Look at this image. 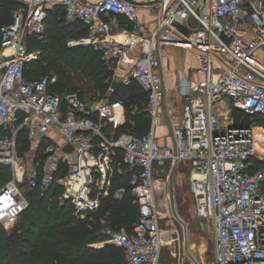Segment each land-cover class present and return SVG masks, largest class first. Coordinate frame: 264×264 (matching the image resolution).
I'll return each mask as SVG.
<instances>
[{
  "label": "built area",
  "instance_id": "2783aa9c",
  "mask_svg": "<svg viewBox=\"0 0 264 264\" xmlns=\"http://www.w3.org/2000/svg\"><path fill=\"white\" fill-rule=\"evenodd\" d=\"M17 3L12 21L0 27V166L10 169L0 186V226L14 227L28 207L27 190L42 195L54 186L61 189L59 200L71 205L75 221H94L114 176L126 174L138 220L131 229L116 227L105 213L96 221L100 240L89 247L121 248L125 264H159L157 207L168 202L169 175L153 174L187 162L194 216L208 223L210 264H264V170L255 168L264 160V132L245 121L255 116L264 121V63L257 56L264 48V0H170L163 11L157 7L150 31L138 23V7L125 0ZM55 7L62 8L67 22L87 28L66 45L92 46L112 71L138 48L122 84L135 81L146 94L150 125L144 135L117 133L126 123L124 100L88 102L75 92H50L56 82L51 73L25 79L26 67L41 56L40 50L28 49L27 39L42 37L47 11ZM114 33L129 40L118 42ZM165 46L192 52L202 79L180 82L182 117L171 126V143L161 145L156 127ZM20 134L28 143L22 154ZM125 193L117 187L113 197Z\"/></svg>",
  "mask_w": 264,
  "mask_h": 264
},
{
  "label": "trees",
  "instance_id": "16d2710c",
  "mask_svg": "<svg viewBox=\"0 0 264 264\" xmlns=\"http://www.w3.org/2000/svg\"><path fill=\"white\" fill-rule=\"evenodd\" d=\"M17 7V0H0V27L12 21V13ZM86 31L87 28L79 21L67 22L61 7L49 9L42 37L27 39L28 49L40 50L41 56L38 62L26 67L25 79L36 80L51 73L56 76V82L49 86L50 92H75L81 100L88 102L101 98L112 102L124 100L128 120L117 133L131 127L136 128L132 132L138 136L144 135L149 129L150 116L146 111L147 97L140 86L135 81L132 87L131 84L118 83L108 95L113 72L105 66L100 53L92 46L66 45L68 40L82 37ZM38 69L45 73L38 75ZM128 106L131 107L129 114ZM234 116L238 118L239 113L234 112ZM245 121L264 122L260 116L251 120L246 118ZM17 144L18 152L22 154L28 147L23 134H20ZM255 168L264 170V160L257 161ZM9 176L10 169L0 166V186ZM117 187L126 189L121 198L113 197ZM130 189L128 175L116 174L110 195L103 199L94 221L87 222L72 218V207L59 200L61 189L57 186L42 195L36 189L27 190L28 207L20 214L10 233L3 237L0 232V264H122L123 249L111 245L97 249L89 245L99 242L96 221L105 213L109 212L116 227L131 229L138 220L139 207Z\"/></svg>",
  "mask_w": 264,
  "mask_h": 264
},
{
  "label": "rangeland",
  "instance_id": "374dc122",
  "mask_svg": "<svg viewBox=\"0 0 264 264\" xmlns=\"http://www.w3.org/2000/svg\"><path fill=\"white\" fill-rule=\"evenodd\" d=\"M38 70V75L45 73L40 69ZM112 72V84L114 82L117 84L122 83V80L127 79L129 76V73L126 72L124 74H117L116 71ZM128 85L132 87L134 82L129 81ZM130 108L127 107V114H129ZM132 111H135V109L133 108ZM256 125H258L259 132L262 134L264 132V122H257ZM128 130L136 131V128L129 127ZM261 139L264 142L263 136H261ZM170 167V165H166L164 172L156 170L153 174L155 178L161 176V174L162 176L169 175V180L164 182L167 186L166 196H168V202L164 207H157L158 230L161 239L159 264H210L212 257L208 223L205 219H196L194 216L188 191L190 176L188 163L177 164L173 169ZM170 195L173 196V208L170 205ZM123 227L127 228V226ZM13 228L2 227L0 232L4 237ZM121 253L123 264L125 263V257L123 252Z\"/></svg>",
  "mask_w": 264,
  "mask_h": 264
},
{
  "label": "crops",
  "instance_id": "0c3cea01",
  "mask_svg": "<svg viewBox=\"0 0 264 264\" xmlns=\"http://www.w3.org/2000/svg\"><path fill=\"white\" fill-rule=\"evenodd\" d=\"M138 1L143 2L147 0ZM158 6L160 5L137 6L138 23L146 31H150L155 27ZM112 35L115 40L121 43H126L129 40L119 33H114ZM138 53V48H132L130 53L126 56L124 64L117 70V74L129 73L132 68L133 60ZM161 56L162 71L164 74V95L160 108V122L156 127V136L160 144L163 145L171 143V126L179 122L182 117L185 98L180 91V82L184 80L198 82L202 79V75L197 72V62L192 52L183 51L174 46H165L161 49ZM257 56L264 63V48L258 50ZM219 109L223 111L222 106ZM165 189H167V186H165Z\"/></svg>",
  "mask_w": 264,
  "mask_h": 264
},
{
  "label": "water",
  "instance_id": "95a60500",
  "mask_svg": "<svg viewBox=\"0 0 264 264\" xmlns=\"http://www.w3.org/2000/svg\"><path fill=\"white\" fill-rule=\"evenodd\" d=\"M135 6H143V5H153V4H159L161 5V10L163 11L165 5L170 1V0H147V1H143L140 2L138 0H125ZM184 33H186V31L183 28H180ZM113 85H117V83H113ZM65 151H70L69 147H65ZM170 205L173 208V196L170 195Z\"/></svg>",
  "mask_w": 264,
  "mask_h": 264
}]
</instances>
